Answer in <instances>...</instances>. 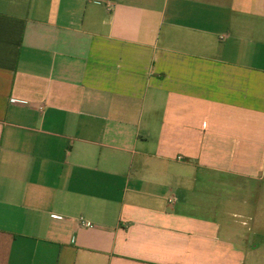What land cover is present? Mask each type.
<instances>
[{"label":"crops","instance_id":"1","mask_svg":"<svg viewBox=\"0 0 264 264\" xmlns=\"http://www.w3.org/2000/svg\"><path fill=\"white\" fill-rule=\"evenodd\" d=\"M249 220L264 0H0V264H264Z\"/></svg>","mask_w":264,"mask_h":264},{"label":"rangeland","instance_id":"2","mask_svg":"<svg viewBox=\"0 0 264 264\" xmlns=\"http://www.w3.org/2000/svg\"><path fill=\"white\" fill-rule=\"evenodd\" d=\"M158 3V0H156ZM160 3V2H159ZM260 222V221H259ZM255 221H248V227L252 228V232L249 234L251 240H254L253 243L258 244L262 248V252L258 253V257L260 261L259 263H264V228L261 230L259 228H254V226H258L259 224H255ZM261 225L264 226V220L261 221Z\"/></svg>","mask_w":264,"mask_h":264},{"label":"built area","instance_id":"3","mask_svg":"<svg viewBox=\"0 0 264 264\" xmlns=\"http://www.w3.org/2000/svg\"><path fill=\"white\" fill-rule=\"evenodd\" d=\"M172 199H169V202H172ZM86 226H90L89 223H85Z\"/></svg>","mask_w":264,"mask_h":264}]
</instances>
